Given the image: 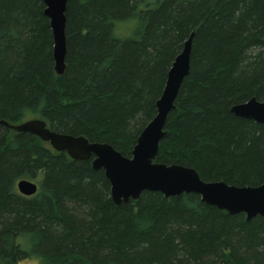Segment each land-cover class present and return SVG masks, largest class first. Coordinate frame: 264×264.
Wrapping results in <instances>:
<instances>
[{
    "label": "trees",
    "instance_id": "1",
    "mask_svg": "<svg viewBox=\"0 0 264 264\" xmlns=\"http://www.w3.org/2000/svg\"><path fill=\"white\" fill-rule=\"evenodd\" d=\"M41 0H0V121L130 157L156 114L168 70L194 32L189 74L155 162L204 182L257 187L264 124L233 105L264 102V0H67L65 70L56 75ZM134 23L129 37L115 34ZM19 180L37 184L30 197ZM264 264V218L246 221L193 193L144 191L115 206L102 170L0 124V264Z\"/></svg>",
    "mask_w": 264,
    "mask_h": 264
},
{
    "label": "water",
    "instance_id": "2",
    "mask_svg": "<svg viewBox=\"0 0 264 264\" xmlns=\"http://www.w3.org/2000/svg\"><path fill=\"white\" fill-rule=\"evenodd\" d=\"M41 1L43 15L48 19L51 31L54 72L62 75L66 57L67 0ZM193 36L194 32H191L173 60L162 93L155 103L156 114L138 135L130 157L122 156L107 143L90 142L83 136L51 131L41 119H30L15 125L0 121V124L12 131L35 136L54 151L65 152L72 160H90L91 168L102 170L109 182L110 198L115 206L138 200L144 191L159 192L165 198L193 193L199 196L202 203L229 215L244 214L246 221L257 216L264 218V178L257 187H237L222 181L204 182L190 167L155 162L159 142L165 136V122L174 109L179 88L189 74ZM230 112L236 117L264 124V102L255 98L233 105ZM16 188L25 197L37 192V184L29 180H19Z\"/></svg>",
    "mask_w": 264,
    "mask_h": 264
},
{
    "label": "rangeland",
    "instance_id": "3",
    "mask_svg": "<svg viewBox=\"0 0 264 264\" xmlns=\"http://www.w3.org/2000/svg\"><path fill=\"white\" fill-rule=\"evenodd\" d=\"M133 27H134V23L132 24L130 22L119 23L116 26L115 34L117 37H120V38L129 37ZM20 264H37V263L35 261H24V262H21Z\"/></svg>",
    "mask_w": 264,
    "mask_h": 264
}]
</instances>
